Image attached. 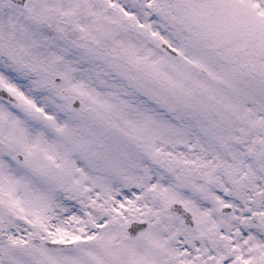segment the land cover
I'll return each mask as SVG.
<instances>
[{
  "label": "snow or ice",
  "instance_id": "6c2138e0",
  "mask_svg": "<svg viewBox=\"0 0 264 264\" xmlns=\"http://www.w3.org/2000/svg\"><path fill=\"white\" fill-rule=\"evenodd\" d=\"M0 264H264V0H0Z\"/></svg>",
  "mask_w": 264,
  "mask_h": 264
}]
</instances>
